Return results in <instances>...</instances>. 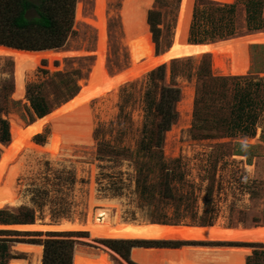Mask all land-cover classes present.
I'll return each instance as SVG.
<instances>
[{"label":"rangeland","instance_id":"obj_1","mask_svg":"<svg viewBox=\"0 0 264 264\" xmlns=\"http://www.w3.org/2000/svg\"><path fill=\"white\" fill-rule=\"evenodd\" d=\"M180 1L151 0L143 16L138 2L128 6V0H103V61L109 74L136 67L129 46L130 38L135 35L149 39L153 55L160 56L171 47ZM232 3H235L234 13L227 16L221 6ZM195 7L204 9L207 17L190 35ZM95 8L96 0L76 1L73 32L62 47L53 49V56L42 55L34 62L20 65L10 56L0 55V118L8 122L9 132L7 141L0 140V195L4 193L6 197L5 202L0 198V220L23 218L28 213L33 218L31 222H83L97 209L104 208L108 210L111 223L140 221L185 225L188 227L147 232L202 235L184 242L164 238L131 240L129 255L124 257L104 241L107 239L89 232L142 231L79 229L73 231L86 233L54 236L47 234L55 232L52 229L23 231L19 229L23 227L0 221V229L40 232L0 233V238L8 239L9 246L4 263L41 264L43 244L23 240L71 238L75 241L73 252L77 249L92 257L82 264L96 261L95 252L100 250H104L114 264H131L137 262L130 257L134 247L184 245L235 247L244 250L241 251L245 257L243 264H264V238L245 232L264 224V108L259 111L253 134L232 131V108H229L236 100L233 98L235 90L248 87L250 81L261 80L264 85V41L243 40L253 33L264 32V27L248 29L244 0H193L186 40L188 44H201L199 54L171 56L170 60L167 56L151 64L152 68L141 75L138 74L143 70L130 79L125 76L109 95L73 108L74 116L81 118L82 123L56 127L54 120L45 115L78 94L81 81H86L98 55ZM150 10H156L160 18L156 40L147 23ZM230 17L235 34L213 38L210 34L213 22L219 24ZM219 20L221 22H217ZM191 38L201 42L193 43ZM230 38H239L242 42L243 67L236 75L223 74L213 63V44ZM139 62L142 61L137 64ZM160 65L163 70L158 74L156 69ZM239 75L248 77L231 78ZM220 76L227 78H216ZM29 84L40 85L39 92L50 106L41 117L36 116L30 106L26 93ZM165 86L178 87L180 98L174 105L176 118L169 129L162 132L158 146L156 130L160 117L154 105ZM166 180L176 195L193 198L190 208L162 199ZM10 192H13L10 197L14 204L9 202ZM208 194H211L210 202ZM205 216H212L211 224H201ZM211 225L226 228H222V232L197 228ZM209 235H225L226 238ZM118 248L124 250L125 245L120 243Z\"/></svg>","mask_w":264,"mask_h":264},{"label":"trees","instance_id":"obj_2","mask_svg":"<svg viewBox=\"0 0 264 264\" xmlns=\"http://www.w3.org/2000/svg\"><path fill=\"white\" fill-rule=\"evenodd\" d=\"M77 0H0V45H5L22 50H44L56 49L62 47L68 36L73 32L75 5ZM247 12L248 29L251 31L262 29L264 27V18L262 17L263 0H244ZM222 10L227 12V16L234 13L235 3L224 4L221 6ZM207 14L204 9L198 7L193 8L190 31L191 34L197 30L201 20L205 19ZM210 19V16H208ZM221 22V20L217 21ZM231 17L224 22L217 24L213 22L210 34L217 38H226L235 34V27L233 26ZM147 23L154 40L160 32L159 14L156 10H150L147 14ZM226 24V25H225ZM193 43L201 42L195 38L190 39ZM163 65L157 67L156 71L161 74ZM247 75L233 76L234 79H247ZM219 79H226L227 77H216ZM249 81V80H248ZM38 84H29L26 93L29 97L30 106L33 108L36 116L41 117L49 111V104L46 97L39 92ZM223 95V93H221ZM180 98V91L178 87L165 86L162 87L160 97L155 103L154 108L160 117L157 123V145L160 146L161 134L163 131L169 129L170 125L176 118V111L174 108L175 102ZM232 102L229 108L230 124L232 123V131H241L245 134H253L254 124L258 118L259 111L264 108V85L261 80L248 82V87L241 90H235ZM9 139L8 122L0 118V140L7 141ZM163 200H172L174 204H185L191 207L193 198H185L184 196L176 195L169 180H166L161 191ZM2 200H6L5 194L0 195ZM211 194H208L207 200L210 202ZM28 213L23 218H9L0 220L4 224L28 223L33 218H28ZM212 216H205L201 224H211ZM160 222H167L160 220ZM0 233H14V234H39L40 232H20L10 229H0ZM72 233H86L85 231H69V232H47L48 235H65L69 236ZM92 236H100L104 241L120 252L122 256L129 255L130 247L134 240H148L151 238H164L165 241H193L195 237L202 234L190 233H158V232H124V231H103V232H89ZM208 236V235H207ZM212 237L226 238L225 235H209ZM238 237V236H236ZM109 238V239H108ZM124 238L129 241L115 240ZM132 240V241H131ZM8 239L0 238V257L5 259L8 257ZM25 242L43 244V255L41 264H82L89 260L87 254L74 250V239L71 238H46L40 239H26ZM156 241V240H148ZM125 245V249L118 248ZM127 245V246H126ZM264 255V252H262ZM73 258V259H72ZM95 260L104 264H114L108 254L104 250L95 252ZM131 264H141L138 262H131Z\"/></svg>","mask_w":264,"mask_h":264},{"label":"bare ground","instance_id":"obj_3","mask_svg":"<svg viewBox=\"0 0 264 264\" xmlns=\"http://www.w3.org/2000/svg\"><path fill=\"white\" fill-rule=\"evenodd\" d=\"M192 1L193 0L180 1L179 15H178L175 34L171 47H169L165 52L161 53L160 56H156L152 54V44L149 41V39H147L144 36L135 35L133 36V38H130L129 46H130L132 61L134 67L135 65L136 67L132 68L130 71L127 72L109 74L103 61V58L105 57V55H103L104 52L103 51L104 50V19L102 14L103 0H96L95 9L97 14V20L94 22V24L98 29V36H99L97 58L89 72L87 79H85L86 81L84 82L83 80L84 83L81 81L82 84L78 94L72 100L65 103L60 108L49 112L45 116L51 117L54 120L56 127L58 126L61 127L64 124L70 125L75 122H78L80 124L83 121L81 120V118L79 120L76 119V116H74L75 114H73L72 112L73 108L81 107L83 105L89 104L93 99L103 98L109 95L110 92L115 91L117 86L122 83V80L125 78V76L128 77L129 75L131 76L138 73V71L141 70L144 71L147 65L154 64L161 58H165V59L168 58L167 60H169L171 56L174 57V56H185L187 54H193V55L199 54L200 52H198V50L201 48L200 47L201 44L200 45L188 44L186 40V32L190 18ZM223 1H229V0H223ZM134 2H138L139 12L140 14H143L147 5L151 3V0H128V4H129L128 6H130L131 3ZM78 9L79 8H77V10ZM243 40L244 42H263L264 32L253 33L247 36ZM241 44L242 42H240L239 38L225 39L213 44V46H215V49L213 50L214 53L213 63L215 66L221 69L223 74L236 75L241 73L243 67L240 57ZM0 55L10 56L16 63L22 65L28 61L34 62L38 60L42 55H46L50 57L55 54L53 49L34 51V50H21V49L8 48L3 45H0ZM139 60L142 62L141 63L139 62L140 64H137V61ZM11 194H13V192L9 193V202L14 204L13 200L11 199L12 196L10 197ZM84 221L85 222L82 223L78 221L62 220L60 223H57L58 225L50 226L44 229H61V230L82 229L86 231L111 230V229L133 230V231H156V230L168 231L174 228L188 227L185 225L156 224L151 222H140V221H133V222L118 221L115 223L113 222L111 223L109 219L108 210L104 208L97 209L92 217H88ZM16 226L23 228H35V229L38 228L34 225H29L27 227V226H20L18 224H15L13 227ZM190 228H194V227H189L188 229ZM197 228L205 231L222 232L225 230L226 227L224 228L221 227L220 225H211L203 229L201 227H197ZM245 230H247L245 232L249 234H252L254 236H261L264 238V224L262 226H259V228L256 226L254 228L245 229ZM211 247L209 246L199 247V245L198 246L184 245L180 247H169V248L134 247L131 250L130 257L141 264H243V258H245L243 256L244 254L241 252L243 249L241 250L235 247H215V248H211ZM82 253H84V251ZM89 264H101V263L97 261H92Z\"/></svg>","mask_w":264,"mask_h":264},{"label":"water","instance_id":"obj_4","mask_svg":"<svg viewBox=\"0 0 264 264\" xmlns=\"http://www.w3.org/2000/svg\"><path fill=\"white\" fill-rule=\"evenodd\" d=\"M176 24H177V22H176ZM175 29H176V27H175ZM174 33H175V31H174ZM174 37V36H173ZM173 41V40H172ZM3 46H5V45H3ZM5 47H8V48H13V47H9V46H5ZM14 49H17V48H14ZM22 50V49H21ZM157 56V55H156ZM176 58V57H175ZM170 59H173V58H169V60ZM163 63V62H162ZM147 69H144V71H142V72H139V74L138 75H141L143 72H146V71H148L149 69H151L152 68V66H147L146 67ZM129 70V69H128ZM133 71V70H132ZM137 75V76H138ZM128 78L130 79L131 78V76L129 75L128 76ZM134 78V77H133ZM83 222H85V221H83ZM82 222V223H83ZM18 225H20V226H29V225H34V226H36V227H38V228H19V229H22L23 231H33V230H40V231H48L49 229H41V228H47V227H50V226H55V225H58V224H51V223H42V222H40V221H35V222H30V223H17ZM51 231H73V230H61V229H52Z\"/></svg>","mask_w":264,"mask_h":264}]
</instances>
